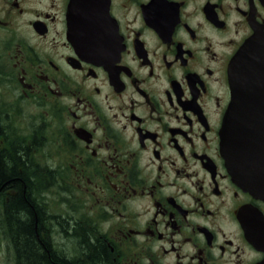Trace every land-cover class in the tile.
I'll return each instance as SVG.
<instances>
[{"label": "flooded vegetation", "instance_id": "obj_1", "mask_svg": "<svg viewBox=\"0 0 264 264\" xmlns=\"http://www.w3.org/2000/svg\"><path fill=\"white\" fill-rule=\"evenodd\" d=\"M245 50L264 66V0H0V169L24 171L0 182V264L23 263L20 190L51 260L99 242L112 264H264V118L232 107Z\"/></svg>", "mask_w": 264, "mask_h": 264}, {"label": "trees", "instance_id": "obj_2", "mask_svg": "<svg viewBox=\"0 0 264 264\" xmlns=\"http://www.w3.org/2000/svg\"><path fill=\"white\" fill-rule=\"evenodd\" d=\"M2 159V158H1ZM8 163H4L2 159L1 169H0V182H2L4 177L8 172L13 174L12 176L20 178L24 175V171H20V161L8 160ZM22 165V164H21ZM8 171V172H7ZM5 181V180H4ZM20 189H22V180L17 181ZM9 214L13 218L16 243L18 245L20 261L22 264H75L73 262L60 261L53 254L52 260L49 257L48 249L50 250V245L44 242L41 237V223L35 218L34 208L32 204L28 203L20 190L19 195L13 197L9 204ZM24 214V215H23ZM37 228L39 237L37 235ZM93 253L88 261L81 264H112L111 256L107 248L100 244L99 242H94Z\"/></svg>", "mask_w": 264, "mask_h": 264}, {"label": "water", "instance_id": "obj_3", "mask_svg": "<svg viewBox=\"0 0 264 264\" xmlns=\"http://www.w3.org/2000/svg\"><path fill=\"white\" fill-rule=\"evenodd\" d=\"M247 52V50L242 51L237 60L233 78L235 83L233 114L234 116H253L262 121L264 118V66L260 60H253ZM232 125L228 122L227 131H232ZM225 148L227 149L226 158L229 168L240 164L241 162L235 159L231 153V137L225 142Z\"/></svg>", "mask_w": 264, "mask_h": 264}]
</instances>
